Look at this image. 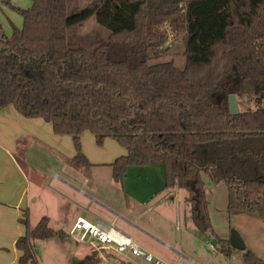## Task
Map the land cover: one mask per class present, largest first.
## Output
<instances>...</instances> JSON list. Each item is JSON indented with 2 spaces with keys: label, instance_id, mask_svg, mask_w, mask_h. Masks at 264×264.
<instances>
[{
  "label": "trees",
  "instance_id": "trees-1",
  "mask_svg": "<svg viewBox=\"0 0 264 264\" xmlns=\"http://www.w3.org/2000/svg\"><path fill=\"white\" fill-rule=\"evenodd\" d=\"M19 8L21 28L0 23V111L13 106L27 119L71 136L73 167L93 166L81 136L127 150L112 164L122 182L132 166L162 165L165 188L187 192L197 229H212L203 174L228 189L229 216L264 218V0H91L69 14L68 0H31ZM95 19L108 40L89 51L69 44L68 30ZM166 27V28H165ZM182 40L185 67L155 62ZM235 95L242 108L230 111ZM238 103V102H237ZM17 240L19 264H41L36 242L65 234L48 217L31 226L28 211ZM227 257L264 264L254 251L219 239ZM99 252L82 264H102Z\"/></svg>",
  "mask_w": 264,
  "mask_h": 264
},
{
  "label": "crops",
  "instance_id": "crops-1",
  "mask_svg": "<svg viewBox=\"0 0 264 264\" xmlns=\"http://www.w3.org/2000/svg\"><path fill=\"white\" fill-rule=\"evenodd\" d=\"M12 2L25 8L32 5L31 0ZM0 23L11 35L13 26L22 27L23 19L3 6ZM81 141L93 164L88 169L72 166L76 150L71 136L54 134L51 124L24 118L13 106L0 111V264H19L16 243L26 232L20 221L26 211L31 226L48 217L50 226L65 234L36 242L39 256L41 249L46 251L40 257L43 262L47 257L54 264H82L85 256L98 251L102 264H147L129 254L100 249L95 241L78 243L69 231L83 217L113 224L166 264H231L235 256H225L219 245V239L229 238L215 233L210 204L212 229L202 233L192 221L187 192L178 184L165 188L162 165L132 166L117 182L110 164L127 150L113 139L99 146L90 132ZM39 157L48 158V163Z\"/></svg>",
  "mask_w": 264,
  "mask_h": 264
},
{
  "label": "rangeland",
  "instance_id": "rangeland-1",
  "mask_svg": "<svg viewBox=\"0 0 264 264\" xmlns=\"http://www.w3.org/2000/svg\"><path fill=\"white\" fill-rule=\"evenodd\" d=\"M90 1L91 0H68L69 14L80 11ZM16 4L18 5L17 7L25 9L24 5H22L20 2ZM11 11L15 12V16L22 19L21 15L18 12L13 11L12 9ZM168 35L169 42L166 44V46L169 47L168 53H166L159 59H155L154 61L166 62L173 60L175 61L177 67L182 69L186 64L183 42L181 39L173 40L174 34H172L170 31ZM109 36V30L101 26L98 22H96L94 18L89 20L83 27L73 26L68 30L69 44L72 47H84L91 52L95 47L106 42ZM237 102L240 111L242 106L239 103L241 101L237 99ZM39 159L44 160L43 157H39ZM47 159L48 158H45L44 160L46 164L48 163ZM203 178L205 180V190L207 200L210 204V212L212 215V223L215 229V233H217L221 237L230 238L231 231L234 229L237 230L245 241L246 246L264 260V219L246 214L230 217L227 212V185L224 182L214 184L207 174H203ZM68 239L69 241L71 240L70 238ZM215 239L216 237H214V240ZM212 243L217 244L214 241ZM40 251L41 252L39 257H42V255H44L46 251L43 249H41ZM232 260L233 261L231 262V264H245L244 259L241 255H235ZM40 262L41 264H54V261L47 257H45L44 262L43 260H41Z\"/></svg>",
  "mask_w": 264,
  "mask_h": 264
},
{
  "label": "built area",
  "instance_id": "built-area-1",
  "mask_svg": "<svg viewBox=\"0 0 264 264\" xmlns=\"http://www.w3.org/2000/svg\"><path fill=\"white\" fill-rule=\"evenodd\" d=\"M259 105L264 106V98L259 102ZM69 234L78 243L95 241L99 244V248L103 250L112 251L119 255L129 254L147 264H166L140 247L131 237L119 231L113 224L94 223L83 217H78L74 221Z\"/></svg>",
  "mask_w": 264,
  "mask_h": 264
},
{
  "label": "water",
  "instance_id": "water-1",
  "mask_svg": "<svg viewBox=\"0 0 264 264\" xmlns=\"http://www.w3.org/2000/svg\"><path fill=\"white\" fill-rule=\"evenodd\" d=\"M230 111L232 114H238L240 112L235 95H231L230 97ZM229 241L231 246L237 250L244 251L247 247L245 241L243 240L239 232L235 229L231 231Z\"/></svg>",
  "mask_w": 264,
  "mask_h": 264
}]
</instances>
